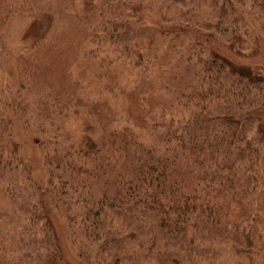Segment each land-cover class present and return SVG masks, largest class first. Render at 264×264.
I'll return each instance as SVG.
<instances>
[{
    "label": "trees",
    "instance_id": "1",
    "mask_svg": "<svg viewBox=\"0 0 264 264\" xmlns=\"http://www.w3.org/2000/svg\"><path fill=\"white\" fill-rule=\"evenodd\" d=\"M39 12L51 31L0 103V235L17 253L0 240V264H72L62 214L91 264H264V0H0V63L11 16ZM31 91L42 174L13 138ZM75 109L97 139L67 143L56 122Z\"/></svg>",
    "mask_w": 264,
    "mask_h": 264
},
{
    "label": "rangeland",
    "instance_id": "2",
    "mask_svg": "<svg viewBox=\"0 0 264 264\" xmlns=\"http://www.w3.org/2000/svg\"><path fill=\"white\" fill-rule=\"evenodd\" d=\"M203 12H205L203 10ZM207 12V11H206ZM205 12V13H206ZM73 19L66 18L63 22L64 23H72ZM149 23H153V20L147 21ZM6 26V32L4 34L3 42L6 46V51H3L1 57L2 61L0 63V103L3 104L5 102V108L8 110L12 107V100L11 96L13 94H18L20 90H23V85L25 84L22 80L21 72H20V64L18 57L24 50H29L33 48L36 44L41 43V39L43 40L47 37V34L51 31L50 28V16L45 12H39L35 14H17L13 15L10 18L9 23ZM161 43L163 40L161 39ZM222 52V51H221ZM260 50L258 51V53ZM227 56L231 57V55L225 52ZM260 54V53H259ZM252 58H255V61H260V56L253 55ZM251 58V59H252ZM252 61V60H251ZM251 61H236V63L243 64V65H251ZM264 62L263 59H261ZM70 71V70H69ZM33 82V81H32ZM26 85V84H25ZM27 86V85H26ZM31 93V95H30ZM50 93L47 89L42 92L40 95L39 91H35L34 96L40 99L41 96ZM40 95V96H39ZM33 92L25 93L24 99L30 101V108L28 110L32 111L35 110L36 104L33 105L32 100ZM26 102L21 100V104L18 107L20 110ZM31 104L33 107H31ZM27 107V106H25ZM2 107H0L1 109ZM27 108L22 112L26 115H29V124L27 129L21 127L19 123H16L15 132H14V141L21 143L23 145L25 154L27 159L31 163V167L34 170L35 174H42V158L41 154L38 150L37 143L40 139L43 138V134H38L34 128L39 124V120L41 117L36 118L34 116V111L30 113L28 112ZM1 111V110H0ZM20 112V114H22ZM20 118L23 120L25 115H19ZM33 118V119H32ZM33 120L38 123H33L30 125V122ZM20 122V121H19ZM52 123L50 122V125ZM18 125V126H17ZM49 125V126H50ZM56 125L59 126L63 136L66 138L68 144L72 145L76 142L81 136L87 135L90 138L97 139V133L90 123L86 113L83 110L75 109L70 111L66 118L60 119L56 122ZM23 126V125H22ZM17 141V142H16ZM0 205L4 208L10 209L11 203L7 199L4 190L0 188ZM235 216V215H234ZM52 223L55 227L57 233V241L60 248L65 253V256L72 264H91L89 263V259L86 261L81 259L75 252L73 247L69 243L68 234L66 232V216L65 215H55L51 216ZM0 240H3L6 249L2 253L3 258L7 260L13 261L17 256V253L13 251L12 247H8V243L10 244V240H6L5 236L0 235ZM181 264H194L191 262H185ZM207 264H214V262H208Z\"/></svg>",
    "mask_w": 264,
    "mask_h": 264
}]
</instances>
